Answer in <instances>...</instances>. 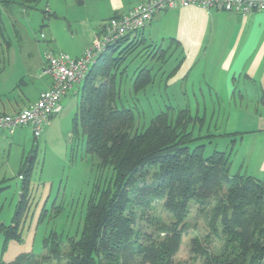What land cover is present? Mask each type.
Returning a JSON list of instances; mask_svg holds the SVG:
<instances>
[{"label":"trees","instance_id":"trees-1","mask_svg":"<svg viewBox=\"0 0 264 264\" xmlns=\"http://www.w3.org/2000/svg\"><path fill=\"white\" fill-rule=\"evenodd\" d=\"M31 1L0 0V6ZM3 38L0 10V46ZM167 52L124 35L97 56L78 84L72 117L73 133L81 134L85 152L96 160L81 230L50 232L42 240L46 253L0 264H176L193 204L206 218L207 232L190 245L201 264H264V176L231 170L235 138L218 149L211 142L217 135L190 129L187 108L169 106L148 124L139 121L133 99L153 77L147 64L128 72L126 61L143 53L164 63ZM26 162L17 173L21 196L11 223L0 224L5 241L21 240L31 171ZM216 238L222 243L213 250Z\"/></svg>","mask_w":264,"mask_h":264},{"label":"rangeland","instance_id":"rangeland-1","mask_svg":"<svg viewBox=\"0 0 264 264\" xmlns=\"http://www.w3.org/2000/svg\"><path fill=\"white\" fill-rule=\"evenodd\" d=\"M78 2L32 0L24 7L18 4L0 6L4 33L0 46V81L7 83V92L0 95V104L7 98L10 102L18 100L20 106L30 100L26 106L36 101L43 80L48 79L47 75H41L44 55L48 51L63 52L75 58L91 48L93 25L87 21L86 9ZM85 2L89 9L94 0ZM138 53L127 59L128 72L147 64L143 53ZM173 66L174 56L163 65L150 63L153 82L133 99L140 106V123L148 124L155 114L169 106L175 110L187 108L193 116L190 129L195 134L200 131L203 135H217L211 136V142L218 144V149L223 142L235 138L231 170L263 177L259 160L264 146H257L252 142L253 136L243 133L248 119L240 113L244 109L254 112L256 104L217 103L214 98L217 88L209 90L191 79H178L179 73L172 72ZM208 92L212 93L211 97ZM70 93L61 100L62 111L51 117L38 137L29 126L16 127L13 135L0 129V186L3 187L0 190V224L11 223L21 196V177H17V173L25 159L26 167L31 163L27 205L21 218V240L5 241L0 228V262L9 263L24 253H46L42 240L50 232L72 236L81 230L96 160L85 152L81 134L72 131L77 99L72 91ZM240 135H243L242 141ZM206 232V218L193 204L174 256L176 264H201V259L190 252V245L192 237L201 238ZM221 243L219 238L212 239L211 248L217 249Z\"/></svg>","mask_w":264,"mask_h":264},{"label":"crops","instance_id":"crops-1","mask_svg":"<svg viewBox=\"0 0 264 264\" xmlns=\"http://www.w3.org/2000/svg\"><path fill=\"white\" fill-rule=\"evenodd\" d=\"M78 1L86 9L89 18L86 20L93 25L91 33L95 37L108 18L128 12L143 0H94L89 9L85 0ZM138 37L145 45H156L168 50L162 65L174 56L175 67L172 71H178V79H191L209 90L217 88L214 91L217 103L256 104L254 112L253 109L240 112L241 116L248 119L243 133L253 136L252 142L257 146H264V11L240 14L195 6H177L154 14ZM142 56L148 67L150 63L158 62L156 59L148 62L145 55ZM0 84L4 86L0 87L2 95L7 92V83L0 81ZM50 84L51 78L48 76V79L43 80L39 92L49 88ZM78 86L73 84L62 99L70 95L71 91L77 99ZM208 94L211 97L212 93ZM12 100H1L0 111L14 114L31 103L30 100L20 106L18 100ZM239 138L242 141L243 135ZM228 143L223 142L221 149L227 148ZM259 170L264 176V154L259 160Z\"/></svg>","mask_w":264,"mask_h":264},{"label":"built area","instance_id":"built-area-1","mask_svg":"<svg viewBox=\"0 0 264 264\" xmlns=\"http://www.w3.org/2000/svg\"><path fill=\"white\" fill-rule=\"evenodd\" d=\"M177 6H195L202 9H216L248 14L264 11V0H143L136 3L128 12L108 18L102 25L99 35L93 39L91 48L81 56L71 58L63 52L48 51L44 55L42 75L51 78L49 88L41 91L33 104L14 114L0 111V129L9 135L19 126H29L38 137L49 118L62 109L61 99L72 87L79 84L97 56L108 44L116 42L124 35L138 37L154 14Z\"/></svg>","mask_w":264,"mask_h":264}]
</instances>
